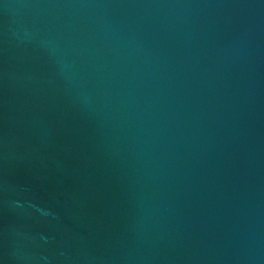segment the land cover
Segmentation results:
<instances>
[{"label": "water", "instance_id": "95a60500", "mask_svg": "<svg viewBox=\"0 0 264 264\" xmlns=\"http://www.w3.org/2000/svg\"><path fill=\"white\" fill-rule=\"evenodd\" d=\"M0 264H264V0H0Z\"/></svg>", "mask_w": 264, "mask_h": 264}]
</instances>
